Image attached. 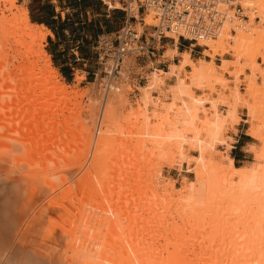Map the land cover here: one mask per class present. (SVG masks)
<instances>
[{"label":"bare ground","instance_id":"1","mask_svg":"<svg viewBox=\"0 0 264 264\" xmlns=\"http://www.w3.org/2000/svg\"><path fill=\"white\" fill-rule=\"evenodd\" d=\"M15 1L0 0V161L3 163L0 172L4 173L0 178V208L4 215H0L5 217H1L5 220L0 219L3 221L2 225L0 223V264L8 263L13 250L22 247L24 234L27 236L33 232L31 228L37 226V223L44 224L40 225L43 227L39 236L42 242L36 249L40 250V255L39 251L26 248L28 251L26 257L23 256L24 261L20 259L17 264H45L51 256L57 264H174L170 263L174 258L172 256L180 250H174V253L164 251L163 247L161 250L158 238L163 237L165 241L168 238L164 236L168 234L165 235V228L161 229L164 236L161 230L156 234L157 231L153 229L159 228L160 223L163 225L164 221L159 219L165 217L164 211L170 218L180 219L183 226L198 211L197 218H202V222L209 219L207 224L210 228L207 230H214L213 235L219 230L221 235L225 233L226 246H223V250L222 244L220 246L224 262L217 255L222 262L219 264H264V133L257 129L249 131V135L260 142L254 160L249 164L234 165L231 157L224 163L220 158L222 153L215 151V146L223 141L220 136L224 122L228 119L236 120L240 107H245L247 116L254 117L263 102L255 100L258 94H262L264 100V85L259 88L255 77L249 78L247 90L252 101H243L237 91H233L230 97L214 94L216 84L224 87L227 82L215 74L212 60L193 61L187 51L181 53V63H169L167 70L153 71L147 82L138 87L136 110L132 109L126 114L130 123L127 128L128 137L120 141L125 154L118 149L122 153L119 155L121 161L116 159V162L113 160L114 166H104L103 160L106 155L110 159V155H105L103 148L113 140L110 132L117 125L113 111L123 88L113 82L112 70L117 65L116 60L108 62L110 67L102 97L93 100V108L87 107L80 124L81 132L74 137L68 124L75 119L69 121L70 116L64 115L66 102L73 92L59 82L57 72L41 44L44 36L51 35V32L48 29H45L44 34L37 31L35 28L39 30L44 26L30 22L27 8L19 7ZM107 4L109 7H118L117 3ZM242 5L247 9L246 21L230 16L220 24L212 38L197 44L213 52L208 55L210 59L219 49L227 53L226 46L236 52L249 51L248 68L255 72V58L261 57L264 62V55L253 51L257 46L264 48V0H242ZM145 16L144 24H155L150 14ZM257 17L259 23L255 21ZM136 30L140 33L142 26L136 24ZM165 33L173 40L176 39V34ZM8 40H11L15 47L13 51L18 56L10 55L7 51ZM169 50L168 58L179 54L174 47ZM16 57L18 61L14 64ZM131 57L129 54L121 56L117 74H127L124 71L131 65ZM221 60L219 69L222 74L228 73L237 79L241 70L238 73L227 71L224 66L227 61ZM184 66H189V76L182 74ZM166 80L170 82L166 83ZM204 86L210 90L208 96L193 93L192 88L200 89ZM153 91L158 93V97H150ZM147 134L152 137L150 142ZM193 148L198 155L189 157L187 152ZM89 151L91 155L88 164L84 167L82 163L83 168H78V165L74 170L75 167H72L73 171L71 168L62 169L59 163L52 167L47 163L48 157L43 160L44 157L39 156L48 152V155L51 154L50 160L56 159L59 162L79 153L87 159ZM163 160L178 166L185 161L193 173V179L183 181L180 190L172 188V181L164 186L163 193L169 197L166 201L157 193V179L151 171L158 169ZM37 172L40 176L37 179L45 178L47 183L43 179V184L47 187L51 185L50 190H44L46 187L40 184L42 178L37 180L39 185L34 183V180L37 182L34 179ZM61 174L65 175L61 176L64 178H61L63 185L59 183L61 181L53 182ZM52 182L62 186L57 189L58 185ZM7 190L15 193L20 190L19 196L15 198H18L17 201L12 199L14 203L17 202L15 208L7 198ZM90 203L95 204L87 210L84 204ZM81 205L86 210H82ZM12 207L15 209L13 213ZM74 208L77 212H74ZM69 211L76 214L72 216V212L71 215L67 213L65 217L69 219H65L66 227L61 222L60 225L54 218L56 213L64 218L63 214ZM144 212L147 217L143 215ZM154 219L160 222L156 224ZM151 220L155 225L151 224ZM171 222L167 223L171 224L168 233H180L181 227L179 229L177 221ZM35 229V233H38L39 228ZM215 229L218 230L215 232ZM176 233L174 236L180 238ZM171 234L168 235L169 239ZM181 238L178 242L183 243ZM50 244H54L56 252L51 250ZM189 244L187 242L183 247L187 248ZM173 247L171 251L181 249L179 246ZM189 251L193 253V250L185 249L186 253ZM213 254L211 258L215 260L217 256ZM176 255L175 262L178 260ZM164 259L167 260L164 262ZM189 261L192 263V260Z\"/></svg>","mask_w":264,"mask_h":264},{"label":"rangeland","instance_id":"2","mask_svg":"<svg viewBox=\"0 0 264 264\" xmlns=\"http://www.w3.org/2000/svg\"><path fill=\"white\" fill-rule=\"evenodd\" d=\"M106 1L109 2L110 0H106ZM112 2L117 3L118 7H116V8L121 10V7H122L121 0H112ZM15 3L19 7L24 6V7L27 8L28 18H29L30 22H33V21H31L30 16H29L28 3L26 1H23V0H21V1L20 0H16ZM101 14H102L101 12H98L96 10L94 11V16L101 17L102 16ZM122 14H123V11H122ZM87 17H90V14H88ZM112 21H114V20L111 18V22ZM255 21H257L256 23H259V18L257 17V19H255ZM116 22H117L116 30L114 32H112V33L104 35L102 38L100 37L99 40L97 39V41H94V39L92 37L88 38V35H87V37H85L86 40L89 41L87 49L91 52V55L88 56V58H85V59H80L79 58L78 52L73 47V42L69 41V37H65L64 39H60L58 41V43L55 42V43L51 44L48 41V39H47V35H45L43 40H42V42H41L43 50L49 56L51 66L57 72L59 82L62 83L68 89V91H72L73 92V94H71V98L68 99L67 102H66V108L64 109V115L66 117L70 116L69 117V121L72 118L75 119V120H73L74 122L71 120L69 122V124H68V128L70 130H73V132H74V137H76L77 134H79L81 132V125L80 124H81V120H83V114H86L85 110L88 109L87 107L93 108V105H92L93 104V100L102 97V93H103L104 88L106 86L105 84L107 83V80H106L107 77H108L107 70H108V67H110L108 65V62L110 60L112 61V60L115 59V48L117 46V32L116 31H117L118 27L120 26L121 21L117 20ZM136 24H139V25L142 26V31L140 33H137ZM151 25H154V24H144V23H142L141 21L138 20V17H137L136 20H130L131 29L136 34H139V35H141V37H144V38H147V36L150 33H152L153 28H152ZM35 29L37 31H40L43 34L46 33V30L44 28H40L39 30H38V28H35ZM167 34L168 33H164V36H160L156 40V42H155L156 50H154L151 55H148L146 53L137 54V55L134 54V53L129 54V55H132L133 57H131L132 58L131 65L128 67V69L126 71H124L125 74L127 73L125 76L119 75V74L116 73V71L118 69V62L121 60V58H119L117 60V65L112 70V72H113L112 73V77L114 79L113 82L116 83V84L118 83L123 88H121L122 89L121 95L117 99L115 107H114V111H113V115H114L115 121H117L116 122L117 125L115 124L116 125L115 129L110 132V135L113 136V140L109 141L108 143H106V145L103 148L104 154L106 155L108 153V155H110V159H108L109 156H107V155H106V158L104 157L105 159L103 158L104 159L103 160V165L104 166H114L113 163L116 162V159H117V161L119 160V162L121 161L120 160L121 158H119V155L122 154V153L119 150H122V152H123V151H125V148L122 146V142L120 143V141H122L123 139L128 137V134H127V130L128 129L127 128L130 125L129 121H127L126 114L128 112H130V110H132V109L136 110L137 102L139 100L138 87L144 85L147 82V80L150 77V74L153 71H157V70H160V69L161 70H167L168 65L165 66V64L171 63V60H170V58H168L169 56H168L167 53H170L169 49L172 48L174 44H178V43L186 44L188 46V48L191 49V57H192L191 59L193 61H196V60H199V59H202V60H205V61L206 60H212V63H213V65L216 68L215 74L218 75L219 77H223V79H225V81L227 82V83H225L226 85L224 87L220 86V84H216L214 86V94L218 93V94L224 95L225 97H230V95L232 94L233 91H237V93L239 94L240 98L243 101H244V99L248 100V101H252L253 99H252V97H250V92H249V90H247V88L249 86L248 85L249 84V78L253 77L252 79H254V77H255L256 85H258L259 88H262L263 85H264V62H262L261 57L255 58V65H256L257 70L255 72H251L250 69L248 68V64H249L248 53H249V55L251 53L249 51L236 52V51L229 50V47L226 46L225 47V51L227 50L228 51L227 53H223V51L219 49L213 55V57L210 59L208 55L213 53L211 50H209L207 48H204V46L198 45L197 43L193 44V43H191V42H189V41H187L185 39H182L181 37H176V39L173 40V38L166 36ZM8 42H9V45L7 46V51L10 53V55L18 56L13 51V50H15V49H13L15 47L12 46L11 40H8ZM62 48L65 49V51L62 54V56H60L59 58H56L55 60H52L51 59V55L49 54V52H52V49H53L55 51V53H56V52H59ZM166 49H167V51H166ZM205 49L208 52H206ZM10 50H12V52ZM161 50H165V51H164V53L162 54L161 57H158L159 59H156L157 58L156 54H160ZM253 51L257 52L258 54H263L264 55V48L261 47V46H257L256 48H254ZM188 56H189V54H188ZM72 58H74L73 61H72ZM181 59H183V55H181V54H175V57H173V61L176 64L181 63V62H179V61H181ZM221 59H224V60L227 61L226 63H224V66L226 67L227 71L234 72V73L237 72L238 73L241 70V74H239L237 76V79L236 78L235 79L232 78L228 73H223L222 74V71L219 69V65L222 63ZM17 61H18V57H16V60L14 61V64H17L16 63ZM62 62H65L66 66L73 68V70H72L73 71L72 78L70 76L65 77L64 75H62L60 73V71L58 69V66ZM189 72H190L189 66H184V68L182 69V74L185 75V76H189L190 75ZM165 82L169 83L170 81L166 80ZM192 91L197 96H208L209 93H210V90L208 89L207 86L206 87L204 86L203 88H200V89H198V88H194L193 89L192 88ZM81 94H82V96H81ZM73 95H74V97H73ZM150 97L156 98V97H158V93L153 91V92L150 93ZM211 97L212 96H210V98ZM261 97H262V94H258V98L257 99L254 98L255 100H262L263 102H262L261 105H259V109H257V112L254 114L253 118H250L249 116L246 115V113H245L246 110H245V107L243 106V107L239 108L236 120L233 121L231 119H228V120H226L224 122V125L222 127V131H221V136H220L223 139V141L215 146V151L217 150L216 153H222L220 158H222L224 163L227 162L226 159L228 157L232 158V155L235 156V158H236L235 163L237 164V166L244 165V164H249L252 160H254V154L259 149L260 142H259L258 139H255V138L251 137L249 135V133H250L249 131H251V129H254V130L257 129L260 132L264 133V122H263V119H264V100ZM122 101H124V102L122 103ZM125 103H128L127 106L125 105ZM256 104H258V102ZM68 109L70 110V112L68 111ZM130 121H133V119H131ZM97 123H98V120H97ZM117 131H121V133L117 132ZM146 137H147V140L149 142L152 140V137H151L150 134H147ZM243 142H245V144H243V147L240 148V145H242ZM119 146H121V147H119ZM120 148H123V149H120ZM116 149L117 150L119 149V150L117 151ZM110 150H111V154L112 155L110 154ZM90 151L88 152L87 159L85 158V156L82 153H79V154H77V156L74 155L73 157H68L67 160L63 159V160H60L59 162L56 159L55 160H50L51 154L48 155V152L41 153V154H39V156H43L44 157L43 160H45L48 157L49 159L47 158V163H50L52 167H54V165H56V163H59V165H60V167L62 169L71 168V171H73L74 169H77L78 165H80L78 168H81V167L83 168V165H81L82 163H84V167L86 166V164H88L87 163L88 160H89L88 158H90V155H91ZM117 153H118V155H117ZM123 153L125 154V152H123ZM187 153H188L187 155L189 157H195V156L198 155V152L195 150V148L189 149ZM114 155H117L118 158H117V156L115 157ZM123 155H121V156H123ZM60 156L63 157L62 155H60ZM216 157H218V156H216ZM84 160H86V162ZM113 160H115V162ZM155 161H156V159H155ZM232 162L234 164V160H232ZM0 165H3V163L1 161H0ZM176 165L177 164H175V163L170 164L168 162H164V160H163V161H161V164L159 166L160 168L158 167V169H154V171L151 170L152 171V175H153V173H155L154 177L156 176L155 179H157L156 180L157 181V186H158L157 187V193H159V195L162 197L163 201L164 200L166 201V200H168L167 198H169L166 195H164V193H163L164 192L163 191L164 190L163 189L164 186H168L169 182L172 181L173 182V183L171 182L172 185H173L172 188L175 189V190L176 189L178 190L179 188H181V186L183 184V181L192 180L193 179V173L191 171V168L188 169V165H187V163L185 161H183L182 164L179 165L181 167H179L178 165L176 166ZM72 167H75V168H73V170H72ZM0 170H2V169H0ZM71 171H69L67 173L69 174ZM2 172H0V178H1L2 175H4V173H2ZM36 175L37 176H34L35 177L34 179H36V181L40 180L42 178L41 177V178L37 179L38 177H40L38 172H37ZM61 176H65V175L61 174V175L58 176L59 178L57 177L58 178L57 180H54L56 178H53L54 181L53 180L52 181L53 182L57 181V183L59 181H61L59 183H61L63 185L62 179H64V178L61 177ZM75 178H76V176H75ZM43 179L45 180V182L47 181L45 178H42V183L40 181V184H42V187L44 186L43 188L46 187V189H44V190H50V188H51L50 186L51 185L49 186V184H48V187H47L46 184H43L44 183ZM37 182H35V180H34V183H36V185H39V181H37ZM53 182H52L53 185H58V184H54ZM53 185H52V188L54 187ZM62 185H58V187H56V188L58 189ZM161 185H163V186H161ZM56 188H55V190H57ZM7 191H8L7 192V198L9 199V201L12 203V205L15 208L17 202L14 203L13 200L17 201L18 198L17 199H15V198L19 196L18 192H20V190L17 193L10 192L9 190H7ZM78 191H80V190H78ZM79 193L80 192H78V194ZM14 195H15V197H14ZM8 196H10V197H8ZM37 196H39V195H37ZM92 204H95V203H90L88 205L84 204V205H86L84 207L87 210H89V209H91V207L93 208V206H91ZM80 207L82 208V210L85 209L82 205ZM14 208L12 207V209H13L12 213L15 210ZM75 208H76V206H75ZM75 208H74V210H75ZM77 210H79V208ZM77 210H75L74 212H77ZM0 211L2 212L0 214L4 215V212H3V210H1V208H0ZM71 212H72V216H73L74 212L73 211H71ZM71 212L69 211V212L64 213L63 214L64 218L62 216L59 217L60 214L58 216L57 213H56V216L55 215H52V216L53 217L55 216L54 218H55V220L56 219L58 220V223L61 222L64 225V224H66L65 219H67V220L69 219L68 216L65 217L66 214L70 213L69 215H71ZM197 212L198 211H195L190 216L191 217L189 219L190 222H188V224H186V226H185V224L183 226V222H181L180 219L179 220L177 218L175 219V217L174 218L173 217L170 218V216L167 214V212L165 213V211H164L163 213L166 214L167 216L162 213L163 216H165V217L159 219V220H162L161 222L164 221L163 222L164 226L162 225V223H160L162 225V227H161V225H160L159 228L157 227L158 230L154 226L156 229L155 228H153V229L157 231V232L154 231V232H156V234H158L160 232L159 230H161L162 228L163 229L165 228V235L168 234L169 236L171 234V233L170 234L168 233V232L171 231L170 228H169V226L171 224L168 225L167 223H170L171 221H177L176 224L178 223L177 225H179V229H180V227H181V229H183V231H181V229H180V233L178 231H176L177 233L176 232H172L171 235H172V237L174 236V233H176L177 235H180V238L181 237L183 238V239L182 238L181 239L183 240L184 244L182 243V241L178 242L180 238H178L179 236H176V235L175 236L177 237L178 240L174 236V238L170 237V239L172 238V240L170 241L168 235L164 236L162 234L164 232H162L163 230H161V235H163L164 237H167L168 238L167 239L168 242L172 243V244L170 243L171 245H174L175 248H178V246H179V248L181 247V249H172V251H171L170 249L173 246L171 247L170 244L168 242H166L167 240L164 241L163 237L160 238L158 236L159 237L158 238V242H159V244L161 246V250H162V247H163V250L165 249L164 251H168L170 253L171 252L174 253V250H178V251L180 250L179 253L177 251H175L177 253H174V255L172 256V257L175 258V255L177 254L176 257L178 258V260H177V258L175 259V260H177V262H175L174 258H173V261L172 262L170 261V263H174V264H181V263L182 264H189V263H191L189 260H192L191 264H215V263L219 264V263L224 262V261H222L223 259H221V257H223V256L220 255V253L222 252V251H220V248H221L220 246L222 244V248H221L222 250H223V246L224 247L226 246V243H227L225 241L227 239V238H225V237H227L226 234L223 233L224 234V235L222 234L223 237H220L222 235L220 233V230L217 231L219 229V227H218L217 230L215 229V232L217 231L216 234L217 233L218 234L217 235L216 234L213 235L212 231H214V230H212V231L207 230V229L210 228V227H208V224H207L208 223L207 221H209V219L208 220L206 219V221L204 220V222H202L203 221V220H201L202 218L201 219L197 218ZM14 214H16V211L14 212ZM75 214L76 213H74V215ZM1 215H0V219L1 220H5V219L1 218V217L5 218L4 216H1ZM143 215L145 217H147L146 212H144ZM57 216L59 217V219H58ZM157 220L154 219V222L156 223ZM166 220H167V222H165ZM219 221H221V220H219ZM2 222L3 221L0 222L1 225H2ZM154 222L152 221L151 224L155 225ZM158 222H160V221H158ZM158 222L156 224H158ZM205 222H206L207 225H205ZM218 222H216V223H218ZM54 223H56V222H54ZM61 223H60V225H61ZM164 223L167 224L166 227H165ZM38 224L39 223H37V226H33L31 228V229H33V232L31 231V233L30 234L28 233L27 236L24 234L23 239H25V241L22 242L24 245L21 244L22 247H20V249L13 250V252H12L13 255H11V259L8 261L7 264H13V263L17 264L19 261H21L20 259H22V261H24V259H25L24 257H26V254H27L26 251H28L30 249H35L36 250L37 248H39V244H40V242H42L41 238L39 237L40 236V231L43 228L41 226L42 225L44 226V224L43 223L42 224L40 223L39 225ZM1 225H0V228L2 227ZM3 225H5V224L3 223ZM202 225H203V227H202ZM64 226L66 227V225H64ZM193 226H195V227H193ZM196 226L200 227V229L196 228ZM218 226H220V225H218ZM190 227H192V229H190ZM35 228H39V229H37L38 233H35L36 232ZM168 228H169V231H167ZM185 228H186V230H185ZM203 228H204V230H202ZM189 229L191 230L190 234H188L189 233ZM196 230H198L197 231L198 233L196 232ZM210 232H212V233H210ZM209 233H210V235H209ZM211 234H212V236H211ZM206 235L208 237H206ZM212 237H213V239H212ZM207 238H209L210 240L208 241ZM186 240H188V241H186ZM31 241H32V243H31ZM184 241L186 243L188 242V244L191 242L190 244H192V245L189 244L187 246V248H186V246L184 248L183 246L186 244ZM199 241L202 242L200 244L201 246L199 245V243H200ZM102 242L104 243V241H102ZM196 242H197V244L200 247H202L203 250L196 244ZM206 242H208V243L210 242L211 244L210 243L208 244ZM175 243H177V244H175ZM180 243H181L182 246L180 245ZM224 243H225V245H224ZM159 244H158V246H159ZM161 244H163L164 246H162ZM104 245L107 246L108 245L107 242H105ZM29 246H31V247H29ZM160 246H159V249H160ZM190 246H191V248H190ZM215 246L217 248H219L218 250L220 252L217 250V248ZM50 247H51L52 251L56 252V250L54 248V244L53 245L50 244ZM108 247H110V245H108ZM164 247H166L167 249L164 248ZM208 247H211V248L208 249ZM192 248H194V249H192ZM185 249L187 251H188V249H191V250H193V253H191V251L186 253ZM210 249L211 250L213 249L212 253H216L215 257L217 255L220 256L219 258H220V260L222 262L219 260L218 256L216 257L218 259L215 258L216 262H215V260H213L214 258H211L212 256L214 257V254L212 255V253H210L211 252ZM209 250H210V252H209ZM215 250H216V252H214ZM36 251L37 252L39 251V255H40V250H36ZM217 251H218L219 254L217 253ZM198 252H200V253H198ZM207 252H208V254H207ZM182 253H184V254H182ZM185 253L187 255H185ZM18 254H19V256H18ZM181 254L183 256H181ZM15 255H17V256H15ZM204 255H206V256H204ZM12 256L14 257L15 260L12 259L13 258ZM195 257H196V259H195ZM209 258H211L212 260L210 261ZM16 259H17V261H16ZM166 260L164 259L163 261L165 262ZM193 260H196V261H193ZM185 261H187V262H185ZM217 261H219V262H217ZM45 264H57V261H56V259L53 258V256H51V258Z\"/></svg>","mask_w":264,"mask_h":264},{"label":"built area","instance_id":"3","mask_svg":"<svg viewBox=\"0 0 264 264\" xmlns=\"http://www.w3.org/2000/svg\"><path fill=\"white\" fill-rule=\"evenodd\" d=\"M121 4L124 17L116 31V62L124 54L151 55L156 50V40L165 32L196 44L212 38L230 16L243 22L247 20L242 0H121ZM146 14L151 15L155 24L151 25L152 33L144 38L131 29L130 20L138 17L143 23Z\"/></svg>","mask_w":264,"mask_h":264},{"label":"trees","instance_id":"4","mask_svg":"<svg viewBox=\"0 0 264 264\" xmlns=\"http://www.w3.org/2000/svg\"><path fill=\"white\" fill-rule=\"evenodd\" d=\"M28 1V12L31 21L42 23L58 38V40L55 39L53 42L48 38L50 43H58L60 39L69 37V41L73 42V47L78 52L80 59L88 58L91 55V52L87 49L89 41L83 35H89L94 39L96 33H99V25L108 23V18H105L103 14H101V17L94 16V11L97 9L96 4H98L97 0H55V5L59 7L60 11L68 9L64 13L63 19H60L58 14L56 18L52 17L54 5L49 0ZM88 7L92 8V11L89 12V20H87V15L84 12ZM111 12V18L115 17L116 20L122 21L123 14L121 10L114 8ZM64 51L65 49L62 48L59 52H49V54L51 59L55 60L62 56ZM73 60L74 58H72ZM58 69L62 75L68 77L65 74V70H69L70 67L66 66L65 62L60 63ZM232 159L234 160V165H237L235 156L232 155Z\"/></svg>","mask_w":264,"mask_h":264},{"label":"crops","instance_id":"5","mask_svg":"<svg viewBox=\"0 0 264 264\" xmlns=\"http://www.w3.org/2000/svg\"><path fill=\"white\" fill-rule=\"evenodd\" d=\"M21 1V0H20ZM23 1H26L27 3H29V1L28 0H23ZM98 1V4H96V11H98V12H101L103 15H104V17L105 18H108V23H106V24H104V25H99V27H100V30H99V33H96V35H95V37H94V41H97V39L99 40V38L101 37H103L104 35H106V34H109V33H112V32H114L115 30H116V28H117V20L115 19V17L114 18H112L114 21H112L111 22V10L112 9H114V8H116V7H109L108 6V4H107V1L106 0H97ZM49 2L51 3V4H53L54 6H53V15H52V17L53 18H56V16H57V14L59 15V17H60V19H63L64 18V13L65 12H67L68 11V9H64L63 11H60L59 10V7L58 6H56L55 4H56V1L55 0H49ZM109 3H111V4H113L114 2H112V0H110L109 1ZM72 11V10H71ZM92 11V8L91 7H88V8H86L85 10H84V12H85V14L86 15H88L89 14V12H91ZM68 15H70L69 13H68ZM123 17H124V15H123ZM87 20H89V17H87ZM123 20V19H122ZM34 22V21H33ZM32 22V23H33ZM122 22V21H121ZM35 24H37V25H43L42 23H37V22H34ZM44 26V29H48L50 32H51V35H47V39L49 38V40L50 41H54L55 39L56 40H58V38H56L54 35H53V33H52V31L49 29V28H47L45 25H43ZM84 37H87V35H83ZM90 36L88 35V38H89ZM51 44H53V43H51ZM173 47L175 48V50L177 51V53H179V54H181V53H183V52H188V54H189V57L190 58H192L191 57V49L190 48H188V46L186 45V44H181V43H178V44H176L175 46L173 45ZM164 51L165 50H161L160 51V54H156V56H157V58L156 59H159L158 57H161L162 56V54L164 53ZM182 51V52H181ZM52 52L53 53H55V51L52 49ZM173 57H175V54L172 56V58H170V60H171V63H175L174 61H173ZM167 61V60H166ZM168 64H165V66H167ZM73 68L72 67H70V69L69 70H65V74L67 75V76H70L71 78H72V74H73ZM238 138V137H237ZM243 144H245V142H243L242 143V145H240V148H242L243 147ZM233 160V159H232Z\"/></svg>","mask_w":264,"mask_h":264}]
</instances>
